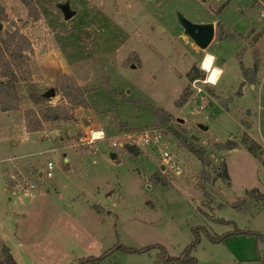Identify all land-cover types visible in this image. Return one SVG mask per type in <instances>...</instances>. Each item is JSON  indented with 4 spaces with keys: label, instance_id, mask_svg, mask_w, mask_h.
<instances>
[{
    "label": "rangeland",
    "instance_id": "374dc122",
    "mask_svg": "<svg viewBox=\"0 0 264 264\" xmlns=\"http://www.w3.org/2000/svg\"><path fill=\"white\" fill-rule=\"evenodd\" d=\"M63 3L76 11L69 19ZM179 13L215 24L207 48L184 34ZM0 24V81L17 92L9 110L0 93V249L19 264H167L194 244L198 264H264V200L234 206L246 190L264 193V163L245 145L215 143L247 133L264 149V0H0ZM207 53L222 74L197 93L188 72ZM256 61V82L242 84ZM67 81L87 104L29 130V110L68 104ZM148 127L162 140L129 152L126 136ZM173 130L202 146L208 164ZM48 161L50 178L39 174ZM224 162L229 181L216 177Z\"/></svg>",
    "mask_w": 264,
    "mask_h": 264
},
{
    "label": "trees",
    "instance_id": "16d2710c",
    "mask_svg": "<svg viewBox=\"0 0 264 264\" xmlns=\"http://www.w3.org/2000/svg\"><path fill=\"white\" fill-rule=\"evenodd\" d=\"M7 43V42H5ZM9 45H7L8 47ZM259 71V63L256 61L252 68H244L243 69V75L244 80L242 84H254L256 82V74ZM204 74L200 70V68L197 65H192L190 72H188V78L190 80L200 79L203 78ZM56 90L54 89L53 92ZM63 96L68 100V104L66 105H48L44 109H42L39 112V115H37L36 111L34 109L29 110L27 115V126L28 129L31 131H37L43 127V122H51V121H61V120H69L72 118V115L69 114V105L76 106V105H86V98L83 96L82 89L75 83L67 81L65 86L62 87ZM0 93L2 96V102L6 103L2 109L3 110H9L16 108L15 104L12 103L10 100H12V97H16V88L14 83L9 80L8 82L0 81ZM240 93V92H239ZM190 95V92L187 93V95L183 94L181 97V101L178 102L179 105H182V102L184 103L186 99H188V96ZM34 102H40L43 100V98L47 97L45 94H39L34 93L31 95ZM11 98V99H10ZM48 98V97H47ZM156 117H157V124H164L169 120V115L165 114V112L162 109H157L156 111ZM40 116V117H39ZM173 133L179 137V139L184 143V145L192 152L194 153L203 163L208 164V161H206L205 158V150L202 146H199L197 143L189 141L186 137L182 136L178 131L173 130ZM220 150H230L235 147L242 145H245L247 149L254 154L256 157H258L263 163H264V149H261V145L256 142L254 139H252L249 134L245 133L241 139V141L237 142L236 140L229 139L226 142H215ZM126 149L135 154H139V148L136 145H125ZM202 176L206 179H209V175L206 173V170H203ZM211 177V176H210ZM216 177L224 179L226 181L230 180V175L228 172L227 164L224 162L220 166V170L216 174ZM215 177H211L212 182L206 181V183L213 184L215 181ZM163 184H166V182H162ZM205 191V196H208V192L205 189V185L202 184L201 186ZM248 199H256L258 200H264V193L261 192L258 188H252L249 190H246L245 196L241 197L240 200H238V204L234 205L235 207L242 208V206H247V200ZM238 230V229H237ZM240 231V230H238ZM260 237H264L262 234L258 233ZM194 244H192L190 247H187L183 250V252L179 256L171 257L166 256L164 259L167 262V264H198V261L195 256L191 254V250ZM147 248L140 249V251H143ZM101 257L96 256H89L85 258H80L76 261L75 264H99ZM0 264H19L16 259L14 258L10 248L6 245H3L0 249Z\"/></svg>",
    "mask_w": 264,
    "mask_h": 264
},
{
    "label": "water",
    "instance_id": "95a60500",
    "mask_svg": "<svg viewBox=\"0 0 264 264\" xmlns=\"http://www.w3.org/2000/svg\"><path fill=\"white\" fill-rule=\"evenodd\" d=\"M60 9L65 19L71 18L76 13V11L71 8L69 3L61 4ZM178 22L183 27L184 34L190 37L193 40V42L201 49L207 48L209 44L212 42L215 35V24L213 22L194 23L188 20L182 13L178 14ZM1 28L2 27L0 24V29ZM132 66L134 67V65ZM49 93H51V90H49L45 95L49 97L50 96ZM54 94L55 93H52L51 95ZM199 127L204 131L208 129V126L203 124H199ZM115 156L116 153H113L112 158H115Z\"/></svg>",
    "mask_w": 264,
    "mask_h": 264
},
{
    "label": "built area",
    "instance_id": "2783aa9c",
    "mask_svg": "<svg viewBox=\"0 0 264 264\" xmlns=\"http://www.w3.org/2000/svg\"><path fill=\"white\" fill-rule=\"evenodd\" d=\"M205 79V78H204ZM204 79L200 80V79H195L193 81V85L195 84V88H199L200 90L197 91V93H199L200 91H202V88L200 86H197L196 83L198 82H203ZM104 133V132H103ZM104 137V135H103ZM137 138L138 140H135V138L131 135H127L126 139L127 142L126 144H130V145H136L138 147H146L148 145H157L162 139L161 137V133L155 128V127H148V128H143L142 130H140L137 133ZM122 143H119V145H121ZM112 145H117V142H112ZM169 156V153L164 151L163 152V160L166 161V158ZM53 167L54 164L52 161H48L47 166L41 170L39 172V174L43 177H52L53 176ZM12 178L14 179L15 176L12 175ZM25 184L28 187H34L33 184H30V182H25Z\"/></svg>",
    "mask_w": 264,
    "mask_h": 264
},
{
    "label": "clouds",
    "instance_id": "9594fccd",
    "mask_svg": "<svg viewBox=\"0 0 264 264\" xmlns=\"http://www.w3.org/2000/svg\"><path fill=\"white\" fill-rule=\"evenodd\" d=\"M215 57L211 54L206 55L199 67L202 71L206 72L207 75L203 81V83H207V84H212L215 85L217 80L219 79L220 75L222 74V70L219 68H215L213 67V63H214ZM195 87V84L193 85ZM197 91H199V88H196ZM103 130H97V131H93L91 133L90 139H89V143H91L93 140H97V139H102L103 138Z\"/></svg>",
    "mask_w": 264,
    "mask_h": 264
},
{
    "label": "bare ground",
    "instance_id": "6f19581e",
    "mask_svg": "<svg viewBox=\"0 0 264 264\" xmlns=\"http://www.w3.org/2000/svg\"><path fill=\"white\" fill-rule=\"evenodd\" d=\"M206 55H209V53H207ZM206 55H205V56H206ZM211 55H212V54H211ZM205 56H204V57H205ZM212 66L215 67V68H219V67L215 66L214 63H213ZM219 69H220V68H219Z\"/></svg>",
    "mask_w": 264,
    "mask_h": 264
},
{
    "label": "crops",
    "instance_id": "0c3cea01",
    "mask_svg": "<svg viewBox=\"0 0 264 264\" xmlns=\"http://www.w3.org/2000/svg\"><path fill=\"white\" fill-rule=\"evenodd\" d=\"M212 55H213V54H212ZM213 56H214V55H213ZM214 65L217 66V67H219L218 65L215 64V60H214ZM219 68H220V67H219ZM220 69H221V68H220Z\"/></svg>",
    "mask_w": 264,
    "mask_h": 264
},
{
    "label": "flooded vegetation",
    "instance_id": "af4514ba",
    "mask_svg": "<svg viewBox=\"0 0 264 264\" xmlns=\"http://www.w3.org/2000/svg\"><path fill=\"white\" fill-rule=\"evenodd\" d=\"M183 28V27H182ZM184 30V29H183Z\"/></svg>",
    "mask_w": 264,
    "mask_h": 264
}]
</instances>
